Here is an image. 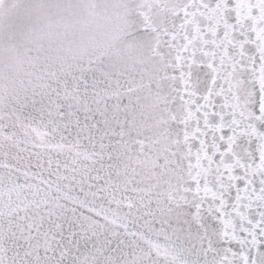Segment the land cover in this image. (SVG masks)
<instances>
[{"label":"snow or ice","instance_id":"snow-or-ice-1","mask_svg":"<svg viewBox=\"0 0 264 264\" xmlns=\"http://www.w3.org/2000/svg\"><path fill=\"white\" fill-rule=\"evenodd\" d=\"M0 264H264V0H0Z\"/></svg>","mask_w":264,"mask_h":264}]
</instances>
